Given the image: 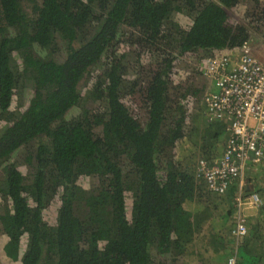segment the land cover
<instances>
[{"label": "trees", "instance_id": "16d2710c", "mask_svg": "<svg viewBox=\"0 0 264 264\" xmlns=\"http://www.w3.org/2000/svg\"><path fill=\"white\" fill-rule=\"evenodd\" d=\"M263 1L248 0L250 22L264 21ZM241 2L0 0V251L9 261L264 264V201L236 240L235 211L217 208L233 189L212 195L196 171L195 155H221L227 122L209 121L202 106L204 119L187 131L188 104L204 94L169 76L177 55L248 43L247 26L229 20ZM121 44L139 69L141 56L156 57L143 84L126 79L132 50ZM133 91L143 94L145 123L121 101ZM19 150L25 173L13 160Z\"/></svg>", "mask_w": 264, "mask_h": 264}, {"label": "built area", "instance_id": "2783aa9c", "mask_svg": "<svg viewBox=\"0 0 264 264\" xmlns=\"http://www.w3.org/2000/svg\"><path fill=\"white\" fill-rule=\"evenodd\" d=\"M197 71L214 84L215 90L202 98L209 121H226L227 137L220 156L199 157L196 171L209 192L224 195L232 190L237 221L232 235L240 240L246 233L242 209L259 208L263 196L247 188V172L264 171V62L245 43L235 51L213 50L198 62ZM3 122L0 120V128ZM226 264H236L230 256Z\"/></svg>", "mask_w": 264, "mask_h": 264}, {"label": "rangeland", "instance_id": "374dc122", "mask_svg": "<svg viewBox=\"0 0 264 264\" xmlns=\"http://www.w3.org/2000/svg\"><path fill=\"white\" fill-rule=\"evenodd\" d=\"M248 0H242V2L240 4H238L235 8L230 9L229 10V20H232V22L234 23H242L245 26H247L249 34H250V38H249V45L251 48L252 53L262 62H264V38L262 36L261 33V28L263 26V22L264 21H260V22H255L254 20L252 22H250V19L252 16H250L249 18L245 17V12L247 14H250L251 12V8L249 6V4H247ZM264 2V1H263ZM24 8L26 12H29V7L26 3H24ZM253 14V13H252ZM183 21L185 23L191 21L190 18H188L187 16L183 17ZM132 50V51H131ZM121 51L123 52H130L127 53V58L125 60V64L127 65V72H126V79L127 80H134L136 78H142V84L143 82H145V80L147 79V73L146 71L150 68H154V64H155V60L156 57L154 56H146V57H142L140 58V62L139 63V67L140 69L136 66L135 63H133V58H134V54L133 53V49L125 44H121ZM212 51H207V50H198L197 52H194L191 55H177L173 58L172 61V69L171 72L169 74L170 76V80L173 81V84H177L179 82H183L186 86L188 84H193L194 87L200 88L201 92H199L197 97H202L203 94H205V92L207 91H211V90H215L214 84L212 85L211 81L209 79L206 78V76H204L202 73H200L199 71L196 70L198 62L201 58H204L206 56H208L209 54H211ZM15 57H17L15 55ZM17 59V58H16ZM97 68L99 69V67L97 66ZM95 70H97L95 68ZM182 83V84H183ZM141 84V86H142ZM173 86V85H171ZM31 93L29 88H23V90L20 93V98L22 101L21 104V110H24L29 103V99H30ZM121 101L124 103L125 106L128 107V109H130V111L132 112L133 115L137 116L139 118V120L142 123H145L146 121V113H145V109L143 107V94L139 91H133V93L131 94H124L121 96ZM200 103V106L197 105ZM186 105V103H185ZM184 105V106H185ZM188 106L190 107V114L188 119H187V126H186V130L189 131L190 126L193 124V120L194 118H202L204 119L203 116V104L200 100L197 103H192V104H188ZM199 108L200 110L198 111ZM78 112V107H73L68 111V117H72L77 115ZM196 118V119H197ZM5 121V120H4ZM6 124V123H5ZM4 125V122H3ZM2 126V125H1ZM194 137V135H193ZM191 143V141H189ZM225 143V142H224ZM175 151L177 153H179L177 151L176 148H174ZM192 152V151H190ZM21 153L22 150L17 151V153L13 156V160L19 164L18 167H21V171L25 173L26 168L24 169L22 167V162H21ZM190 153H186L185 156H189ZM191 155V154H190ZM199 158V156L197 157L196 155L193 157L194 161H196ZM160 161V160H159ZM160 166L162 165V162H159ZM23 168V169H22ZM25 170V171H24ZM28 170V169H27ZM246 177V185L247 188L249 190H258L261 192L262 195H264V171L261 172H254V173H248L245 175ZM211 193V192H210ZM212 195H216L219 196L217 194L211 193ZM210 203L212 205L217 204V201H211V199L209 198ZM57 200H53L50 205L48 207H46L43 210V218L44 220L48 223V224H52L55 221L56 218V212H57ZM218 211H227L228 209L233 210V211H238L237 207L234 205L233 202V198H228L227 199H222L218 200ZM242 214H244L247 217L250 216H255L258 212V208H253V209H242L240 210ZM220 218H222V215L220 216ZM27 240V237H26ZM23 242H25V237H23ZM150 252L151 255L154 259L159 260L162 259L163 257L161 255H159L155 249L150 248ZM195 256H192V259H194ZM182 262H179V264H181ZM195 260L193 261H189L187 264H194ZM0 264H20L19 262H11L9 261L5 255L3 253H0Z\"/></svg>", "mask_w": 264, "mask_h": 264}, {"label": "crops", "instance_id": "0c3cea01", "mask_svg": "<svg viewBox=\"0 0 264 264\" xmlns=\"http://www.w3.org/2000/svg\"><path fill=\"white\" fill-rule=\"evenodd\" d=\"M248 173H251V172H247L246 174H248ZM246 174H245V175H246ZM0 253H1V251H0Z\"/></svg>", "mask_w": 264, "mask_h": 264}]
</instances>
